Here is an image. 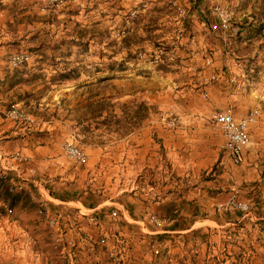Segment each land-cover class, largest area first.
<instances>
[{
	"label": "rangeland",
	"instance_id": "rangeland-1",
	"mask_svg": "<svg viewBox=\"0 0 264 264\" xmlns=\"http://www.w3.org/2000/svg\"><path fill=\"white\" fill-rule=\"evenodd\" d=\"M51 1L0 0V179L3 189L13 195L45 189L75 203L56 205L66 213L60 210L52 216L38 203L30 204L22 216L0 204V264H37L39 250L32 239H46L52 250L60 251L61 243H54L53 237L59 232L66 243L83 234L93 240L97 236V244L92 243L94 258L97 253L110 259L128 254L131 248L117 233L114 238L119 242L107 245V229L111 231L107 223L118 222L112 212L105 219L99 215L97 226L86 224L83 230L68 226L80 214H91L76 201L91 206L104 201L110 208L131 200V192L148 201L151 187L162 189L150 198L152 204L158 198H167L170 205L179 203L182 195L187 197L191 160H206L199 154L206 145L211 147L207 141L213 142L219 131L214 116L223 111L215 108L208 95L216 76L205 79L199 74L215 61L207 44L217 42L223 63L233 59L237 64L240 46H245L239 32L241 16L259 20L257 35L264 30V0H142L139 4L141 0H58L56 5ZM23 56L28 60L14 67L13 62ZM258 62L252 63L248 76L237 75L241 74L237 66L238 73L226 79L228 90H258L264 71L255 66L264 68V53ZM15 69L25 74L9 90L7 72ZM90 98H111L113 106L91 119L92 112L83 109ZM13 109L29 119L7 117ZM255 110L257 122L259 109ZM178 130L182 146L169 151L163 144L165 133ZM70 144L85 152L84 163L66 155ZM174 156L183 159L179 171L173 166ZM247 157L244 161L243 154L239 165L231 162L232 168L245 164V171L264 173V163L257 165ZM257 183L244 184L231 197L264 204L259 199L264 179ZM218 205L216 209L224 212ZM55 217L64 218L60 229L50 223L57 222L51 220ZM45 219L46 226L41 224ZM153 244L152 254L159 256L161 250ZM186 246L182 255L187 261L191 256L190 264H196V253ZM76 248L77 244L70 248V264H82ZM173 249H167L165 262L182 264ZM220 262L223 259L207 264ZM39 264L50 263L41 260Z\"/></svg>",
	"mask_w": 264,
	"mask_h": 264
},
{
	"label": "crops",
	"instance_id": "crops-1",
	"mask_svg": "<svg viewBox=\"0 0 264 264\" xmlns=\"http://www.w3.org/2000/svg\"><path fill=\"white\" fill-rule=\"evenodd\" d=\"M140 2L142 0L138 4ZM240 21L243 27L240 28L239 32L240 35L244 36L241 41L245 46H240L238 63L234 64L233 59H228L227 62L223 63L219 55L221 49L219 44L211 40L207 45L214 52L212 53L215 60L214 64L211 67L204 66V70L199 74L202 73L205 79L213 75L217 78V81L207 89L210 100L212 104L216 105V109L230 112L237 119H243L250 111L259 109L257 122L249 128L251 144L244 152V161L248 155V160L254 161L255 164L257 162L263 164L264 91L262 89L264 87V76L258 81L257 87L259 88L255 92L238 93L237 91L228 90L231 87L227 86L228 82L226 81L230 74L238 73L236 70L237 66L240 67L241 72V74L237 75L245 76L247 74L248 76L253 71L252 63L260 65L261 62H258V60L261 58V54L264 53V30L258 32V35L255 33L257 28H260L259 20L242 15ZM224 57L225 60L228 58L227 55ZM224 57L222 56V58ZM255 67H257V71H264V68L259 70V66ZM224 68L225 70L222 72ZM216 70L219 72L217 73ZM228 106H232L233 110L229 109ZM226 107L228 108L227 110ZM208 111L211 110L207 109ZM203 113L205 114L206 112ZM209 131L212 132L214 130ZM215 131L217 132V130ZM181 133L179 130L165 133V142L163 144L166 148H169V151L176 152L182 146L183 136ZM217 133L213 142L211 140L207 141L211 143V147L206 145L204 147L205 152L199 154V156L205 157L206 160H191L192 168L191 171L189 170L191 180L185 186L188 196L182 195L179 203L167 205V198H158L152 204L153 201L150 198L153 195L156 196V192H161L162 189L160 187H151L147 191L148 201L144 197L145 200L139 199L137 193L131 192L129 193L131 200H128L127 203H113L115 205H111L110 208H106L107 203L104 201L94 206L88 205L84 201H76V203L81 205L80 207H83L87 213L91 214H80L68 226L79 230H83L86 224L97 226L100 225L99 215L105 219V216H110L112 212L114 217L118 215V222L113 225L107 223V226L111 229V231L107 229V237L109 238L107 245L114 247L115 243L119 242V239L114 238V233H117L131 248L128 254L119 255L116 259H110L103 253H101L102 255L97 253V257L94 258L92 243L97 244V236H95L96 240H93L91 236H84L83 234V236L72 238L66 243L63 232H59L54 233L53 237L55 239L57 235L63 236L61 244L58 246L61 248L60 251L52 250L51 243L46 242V239L37 237L32 239V243L39 250L36 254L37 259H35L38 262L37 264L41 260H45L50 264H70L71 255H73L70 248L74 244H77V248L74 250L75 253L78 251V257L82 264H98L99 262L100 264H164L166 263L164 254L171 247L172 249L176 247L173 251L180 254L179 260H181L182 264H190L191 256L188 255L189 260L187 261L182 255L185 252V245H187L186 248L191 247L192 253H196L193 254L194 257L196 256V264H207L209 260L215 262L222 259L226 260L223 264H264V204H248V213H244L241 210L219 212L216 209V205L228 200L229 197L235 194L234 191H241L244 184H248L251 181L258 184L257 181L264 179V173L257 171V174H253L254 172L250 169L245 171V164L239 168H232V163L227 157L228 149L224 148L225 139L220 128ZM174 157L173 166L179 171V167L184 166L183 159L181 160L177 156ZM206 169L208 170L204 173L203 171ZM260 185L261 182L258 184V188H260ZM261 192L262 195H260L259 199L263 200L264 190H261ZM14 196L15 199H11ZM204 198H207V200ZM47 201L52 204L48 205V203H45ZM73 202L62 199L59 193L56 194L54 191L51 192V190L45 189L17 191L15 195L9 192L6 198L0 191V204H5V207L15 213H21V216L24 215V212L28 210L27 207L32 203L46 206L49 209V215L47 214V216H52L61 210L56 205ZM61 213L65 214L66 212H63L62 209ZM59 218L51 219L57 220L58 223L54 226L56 229L61 228V221L64 219L60 220ZM22 224L24 223L22 222ZM41 224L46 226V219ZM109 231L111 232L110 235L108 234ZM185 234L187 236H184ZM22 240H20V246L23 247L24 241ZM204 241L206 243H203ZM152 243H154V247H159L161 250L159 256L152 254L150 245ZM158 252L156 250V253ZM219 264L222 263L220 262Z\"/></svg>",
	"mask_w": 264,
	"mask_h": 264
},
{
	"label": "bare ground",
	"instance_id": "bare-ground-1",
	"mask_svg": "<svg viewBox=\"0 0 264 264\" xmlns=\"http://www.w3.org/2000/svg\"><path fill=\"white\" fill-rule=\"evenodd\" d=\"M58 0H52V5H56ZM28 60V56H23L13 62L14 67H18L22 62ZM258 110H252L245 118L236 119L231 113L219 111L215 114V123L219 126L223 136L226 139L227 149L229 150L230 160L233 164L239 165L242 162L243 154L247 146L250 145L251 139L249 136L250 126L256 122ZM7 117L12 119L21 120L29 119V117H23L17 109H13L7 112ZM66 155L80 163H84L87 159L85 152L74 144H70L65 148ZM219 210H241L242 212H249L248 203L238 199L237 197H231L226 202L218 205ZM51 225H56L57 222L51 221ZM61 237H55V242L61 243Z\"/></svg>",
	"mask_w": 264,
	"mask_h": 264
},
{
	"label": "trees",
	"instance_id": "trees-1",
	"mask_svg": "<svg viewBox=\"0 0 264 264\" xmlns=\"http://www.w3.org/2000/svg\"><path fill=\"white\" fill-rule=\"evenodd\" d=\"M7 79H8V84H9V90H13L20 81L23 80V76H24V71H20L18 69L12 70L7 72ZM62 77L66 78V75L62 74ZM30 97L32 96V94H28ZM97 97V95L95 96ZM90 102L86 105L83 106V109H87L89 111L92 112L93 116L91 119H97L99 116V114H102L105 111H108V107L109 106H113L112 102L113 99L109 98V99H105V98H101L98 100H95V98H90ZM108 109V110H107ZM86 123V119H83V124ZM4 181L3 179H0V191H4L3 195L6 197H8L9 194V190L8 189H3L4 188ZM11 199H15L14 197H11Z\"/></svg>",
	"mask_w": 264,
	"mask_h": 264
},
{
	"label": "built area",
	"instance_id": "built-area-1",
	"mask_svg": "<svg viewBox=\"0 0 264 264\" xmlns=\"http://www.w3.org/2000/svg\"><path fill=\"white\" fill-rule=\"evenodd\" d=\"M226 262V260H223V262H221L222 264L223 263H225ZM165 264H174V262H172V261H168L167 263H165Z\"/></svg>",
	"mask_w": 264,
	"mask_h": 264
}]
</instances>
